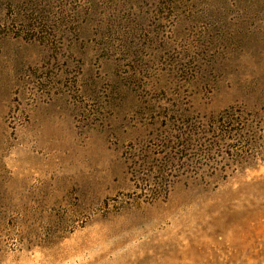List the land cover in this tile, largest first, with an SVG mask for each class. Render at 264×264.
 <instances>
[{"label":"rangeland","instance_id":"1","mask_svg":"<svg viewBox=\"0 0 264 264\" xmlns=\"http://www.w3.org/2000/svg\"><path fill=\"white\" fill-rule=\"evenodd\" d=\"M0 264H264V0H0Z\"/></svg>","mask_w":264,"mask_h":264},{"label":"trees","instance_id":"2","mask_svg":"<svg viewBox=\"0 0 264 264\" xmlns=\"http://www.w3.org/2000/svg\"><path fill=\"white\" fill-rule=\"evenodd\" d=\"M240 110L235 109L233 107H229L224 109L222 112L218 113L217 115L211 116L209 119V129L204 128L202 130L196 131L194 135L196 142H198L199 147L195 149L194 155L196 159H201L202 154L201 152H210L212 150L213 146H221L224 145L223 141L226 137H236L240 136V134L249 133L247 137L238 138L237 142L244 143L249 146H256L258 143L256 142V139H258L259 135L256 133V126L252 127V125L249 124L248 121L241 122L243 120V116L239 114ZM237 113V115H236ZM241 113V112H240ZM262 126V125H260ZM192 135H190L191 137ZM210 136L211 139H207ZM252 136V137H250ZM253 138V140H252ZM190 140V139H189ZM205 140H211V143L209 145H202V142H205ZM200 164V163H199ZM188 168V165H187ZM164 188V191H166L167 185H165V181H162V178H160V181L157 182V186H154L156 195L160 193V188Z\"/></svg>","mask_w":264,"mask_h":264}]
</instances>
